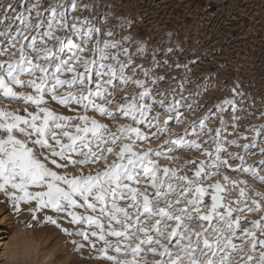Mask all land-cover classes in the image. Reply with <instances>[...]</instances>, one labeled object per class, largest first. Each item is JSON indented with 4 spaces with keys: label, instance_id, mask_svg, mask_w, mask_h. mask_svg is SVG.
Returning a JSON list of instances; mask_svg holds the SVG:
<instances>
[{
    "label": "snow or ice",
    "instance_id": "6c2138e0",
    "mask_svg": "<svg viewBox=\"0 0 264 264\" xmlns=\"http://www.w3.org/2000/svg\"><path fill=\"white\" fill-rule=\"evenodd\" d=\"M3 7L5 11L3 18L0 19V25H4L6 31L0 32V35L8 38L13 48L21 40L27 43H20L16 53L9 57L10 60H14L18 53L20 60L6 64L0 62V92L5 97L22 98L26 103L31 102L38 109L35 113L25 110L26 116L0 109V131L6 133L0 137V192L10 197L17 211H19L21 202L31 204L35 201L36 206L31 209L33 213L50 209L56 213L66 214L70 217V223L83 222L88 229L95 227L98 231L80 229L71 233L67 228L62 231L68 235L82 236L93 249L96 248V244L90 237H95L103 242V247L99 251L105 254L104 258L113 260L116 264H138L135 257L143 251L142 246L147 247L149 253L162 257L155 264H241V261L243 264H264V238H262L264 237V216L250 221L246 216L239 214L233 217L234 212L241 213L245 210L247 213L264 212V204L261 203V200H264V192L255 191L254 195L260 197V200L251 199L246 188L241 187L237 199L226 200L228 185L235 188L239 184H247L246 181H232L228 176L223 177L227 184L217 181L204 186L205 180L220 175L218 171L220 165L231 168L227 160L219 159V154L226 149L218 147L216 150V159L219 160V164H212V167L217 169L216 172L206 173L205 162L200 161L199 168L193 173L194 178L189 179L187 175L178 176V170L168 167L161 169L158 162L151 158L152 155L160 156L159 150L152 148L136 150V141L146 143L150 138L149 133L140 127L119 124L117 131L112 132L107 124L88 115L63 116L47 107H41L42 104L47 103L44 100V94L48 92L62 106L75 103L81 105L85 112L92 109L113 120L117 115H122L136 125L145 124L149 131L153 128L159 131L161 122L166 124L171 119V114L176 111V103L166 106L165 91L167 90L157 93L162 97L159 100L153 95L154 88L164 81L166 76H156L153 69L146 68L143 64H136L130 47H124L125 42L131 45L133 41L131 35L121 40L101 41L98 38L102 31L100 27H97L88 17L73 15L77 11L82 12L92 7L89 4L78 3V0H49L46 8L43 0H36L34 3H29L28 0H12ZM17 7L20 11L15 16H10L9 11L16 12ZM101 19L106 21L107 17L102 16ZM13 25H16L14 32L12 31ZM33 30L35 34H32ZM60 31L65 35L57 36L56 33ZM104 35L113 37L115 33L112 27L105 29ZM29 36H31L30 40ZM94 36L97 37L95 40ZM74 37H78L79 42H76ZM49 40H55L56 43L50 46ZM38 45L43 47H38ZM26 48L36 54L35 62ZM108 49L117 51L109 52ZM86 52L89 55L86 56ZM137 52H146V45L143 42H140ZM121 55L125 59L121 60ZM41 60L49 63L40 64ZM107 60H112L113 63H105L104 61ZM176 66L180 67L179 64ZM50 68L51 72H49ZM93 70H95V83ZM38 72L42 75L37 79L28 81L21 79L24 75L36 77ZM68 72L73 74L71 80L60 78ZM139 75H143L145 79H139ZM65 85L70 88L79 85L83 90L79 93L68 92L64 96H57V89ZM13 86L32 88L35 95L17 93ZM117 88L125 93L121 97L123 102L117 101L114 96ZM134 89H139V91ZM231 91L240 98V105H237L236 99L227 98L216 103L215 106L220 115L215 118L219 119L220 127L215 130L208 129L209 134L215 131V136L211 137L213 140L220 136L221 129L229 123L234 129H238V122L245 117L237 113L246 112L248 116L253 115L248 108L243 107V98L246 93L237 91L236 88ZM128 92L132 95H127ZM97 99L110 101V103L97 104L95 102ZM146 99L150 100L151 104L145 103ZM261 103L264 105V101ZM153 104L158 105L162 111L151 116L150 114L154 111ZM223 104L232 105L233 119L231 122L224 118L221 107ZM112 107L117 109L116 113L109 111ZM212 118V114L209 113L201 119L198 122L201 129L206 127L205 121ZM258 118L264 119V113H261ZM73 121H78V123L74 129H70L69 125ZM248 130L259 137L261 131H264V124L253 125ZM15 132H19L28 139H18ZM242 138L247 139L246 136ZM65 139L68 143L63 142ZM167 143L183 144L184 141L173 139ZM191 143L197 150L201 149L198 142ZM232 144L240 146L236 141H232ZM242 147L247 150L255 145L244 144ZM117 148L119 151L116 150ZM44 149L48 150L47 155L42 151ZM204 154L209 157L213 155L207 150H204ZM73 156H83L84 159L76 160ZM109 156L115 157L111 163H108ZM52 157H58L67 163H58L57 159ZM234 158L244 165V156L234 154ZM165 159L172 160L173 157L165 155ZM100 162L105 164V168L97 170L95 174L91 171L85 174L83 169L79 173L68 171L60 173L48 166L52 164L57 169H67L69 165L75 167L77 164ZM188 163L194 164L195 161ZM260 163L264 165V161ZM231 170L256 175L264 182V176H258L260 170L254 166H242L240 169ZM161 171L166 178L176 177L184 184L183 191L177 197L166 199L164 206L159 205V200L174 191V187L172 184H167V191L161 190L164 187L158 178V173ZM141 180H145L146 183L141 185ZM132 184L138 187H132ZM9 187L14 191L8 192ZM140 187L145 190L141 191ZM149 187L156 191L147 192ZM30 189L34 190L30 191ZM209 189L212 191L210 192ZM17 192L20 194L17 195ZM126 195L130 197L129 202L133 205L131 212L127 208L118 206V201L124 200ZM206 196H210V206L204 204ZM250 199L251 205H249ZM97 204L100 205L99 208ZM181 204L183 206L178 207ZM77 208H86L92 212L98 211L108 220L107 228L100 217L81 215L75 211ZM220 209L224 211L221 212ZM131 213H135V218ZM141 217L144 219L142 220ZM33 219H36L35 215ZM149 219L155 220V223H147ZM214 220L215 224H213ZM169 221L172 223H168ZM242 221L250 226L241 227ZM45 222L59 226L58 218L51 215L45 216ZM204 222H208L211 227L210 231L208 227H205ZM113 224L120 225V229L115 228ZM193 224H198L200 227H191ZM129 229L132 231L129 232ZM238 232L240 236H237ZM257 232L260 236H257ZM108 236L123 239L113 245L107 238ZM133 236L136 237L135 244L123 243L124 240L131 241ZM155 237L168 240L170 244L175 239L176 242L172 246L180 248L181 252L173 253L169 244L162 243L161 239ZM234 237L242 239L244 243L237 245L233 242ZM201 241L203 248L200 247ZM73 243L76 242L73 241ZM245 245L248 246L247 250ZM258 246L260 250L257 256ZM83 247L84 244H79L76 250L79 251ZM109 248H114L116 253L124 255L128 254L127 250H131L133 259L119 261L114 256H107ZM198 251L199 255L196 254ZM233 253L240 255V260H236ZM185 258H187L186 261Z\"/></svg>",
    "mask_w": 264,
    "mask_h": 264
},
{
    "label": "rangeland",
    "instance_id": "374dc122",
    "mask_svg": "<svg viewBox=\"0 0 264 264\" xmlns=\"http://www.w3.org/2000/svg\"><path fill=\"white\" fill-rule=\"evenodd\" d=\"M11 2L12 0H0V19L3 18L5 11L3 5ZM28 2L34 3L36 0H28ZM81 2L92 7L82 12L77 11L73 15L88 17L97 27H100L102 31L98 38L101 41L121 40L128 35L133 37L131 45L125 42L124 47H130L136 64H143L144 67L153 69L156 76H166V79L154 88L153 95L159 100L162 97L157 95V93L167 90L165 91L166 106L176 103V111L171 114V119L166 124L163 121L161 122L159 131L155 128L149 131L145 124L136 125L132 120L122 115H117L113 120L107 116L100 115L99 112L92 109L85 112L81 105L75 103L62 106L48 92L44 94V100L47 103L42 104L41 107H47L56 114L63 116L88 115L101 123L107 124L112 132L117 131V125L119 124H131L133 127H140L143 131L149 133L150 138L146 143L136 141V150L142 151L148 148L159 150L161 155H152L151 158L158 162L161 169L168 167L178 170V176L187 175L189 179L194 178L193 173L199 168L200 161L205 162L206 173L216 172L217 169L212 167V164H219V160L216 159V150L218 147L226 149V151L219 154V159L227 160L231 168L226 165H220L218 168L220 175L205 180L204 186L214 184L217 181L227 184L223 177L228 176L232 181H246L247 184H239L235 188L228 185L226 187V200L237 199L239 188L241 187L246 188L251 199L260 200V197L255 196L254 192H264V182L258 179L256 175H250L244 171H232L231 169H240L242 166H254L260 170L258 176H264V165L260 163V161H264V151H262L264 150V131H261L259 137H256L254 132L248 130L253 125L264 124V119L258 118L261 113H264V105L261 103V101H264V0H78V3ZM43 3L46 8L49 0H43ZM19 11L20 9L17 7L16 12L9 11L8 14L15 16ZM45 15L47 16V13ZM102 16L107 17V20L101 19ZM16 23L18 24V22ZM33 23H35V19H33ZM1 27L5 29L4 25H1ZM108 27H112L115 33L113 37L104 35V30ZM15 30L16 25H13L12 31L14 32ZM5 31L3 30V32ZM32 34H35L34 30ZM56 35L64 36L65 33L60 31ZM96 38L95 36L93 37L94 40ZM30 39L31 36H29ZM73 39L79 42L78 37ZM140 42L146 45V52H137ZM20 43L27 42L21 40L13 48L10 46L9 39L5 37V48L0 57V62L6 64L20 60L21 57L18 53L15 55L14 60L9 59L13 53H16ZM55 43V40L48 41L50 46ZM38 47L43 46L38 45ZM101 47H103V44H101ZM26 51L35 62L36 54L27 48ZM107 51L116 52L117 50L108 49ZM85 55L87 56L89 53L86 52ZM120 59L123 60L125 57L121 55ZM104 62L113 63L112 60ZM39 63L47 64L49 62L41 60ZM177 64L180 67H177ZM79 70L82 71V69ZM51 71L52 69L50 68L49 72ZM129 74H131L130 71ZM41 75L38 72L36 77L24 75L21 79L28 81L37 79ZM60 78L71 80L73 74L68 72ZM138 78L145 79L143 75H139ZM93 81L95 83V70H93ZM94 83L92 85L93 88ZM13 87L17 93L35 95V91L32 88ZM233 88L246 93L243 98V107L248 108L253 115L248 116L246 112L237 113L245 117V119L238 122V129H234L229 123L221 129L220 136L213 140L211 137L215 136V131L209 134L208 129L215 130L220 127L219 119L215 118L220 115L215 106L216 103L227 98L236 99L237 105H240V98L236 97L231 91ZM82 90L79 85L71 88L65 85L57 89L56 95L64 96L68 92L79 93ZM134 90L139 91V89ZM124 95L125 93L119 88L114 93L116 100L120 102H123L121 97ZM127 95L131 96L132 93L128 92ZM95 102L97 104L110 103V101L100 99ZM145 103L151 104V101L146 99ZM253 104L254 107H252ZM221 107L224 118L231 122L233 119L232 105L223 104ZM152 108L154 111L150 114L151 116H154L156 112L162 111L158 105L153 104ZM0 109L12 111L22 116H26L27 112L35 113L38 111L35 104L26 103L22 98L5 97L2 92H0ZM109 111L116 113L117 109L112 107L109 108ZM209 113L212 114L213 118L206 120V127L201 129L198 122ZM165 119L167 120V117ZM77 123L78 121H73L69 128L74 129ZM14 134L18 139H28V137L21 135L19 132ZM4 135L6 133L0 131V137ZM157 136L159 138H156ZM245 136L247 139L242 138ZM173 139H182L184 143H167V141ZM193 141L201 145L200 150H197L192 145L191 142ZM232 141H236L240 146L233 145ZM63 142L68 143L67 139ZM50 143L54 144L53 141H50ZM244 144L255 145V147H250L246 150L242 147ZM116 150L119 151V148ZM204 150L212 152L213 155L211 157L206 156ZM42 151L44 154H48L47 149ZM234 154L244 156V165H241L240 160L234 158ZM105 155L108 154L105 153ZM165 155L171 156L173 159H165ZM52 158L57 159L58 163H67V161L60 160L58 157ZM73 159L82 160L84 157L73 156ZM113 159H115L114 156H109L108 163H111ZM189 161H195V163H188ZM48 166L60 173L64 171L79 173L83 169L85 174L89 171L95 174L97 170L105 168L103 162L86 165L77 164L75 167L69 165L67 169H57L52 164ZM158 178L164 184L162 191H167V184H172L174 187V191L159 200V205L164 206L166 199L177 197L183 191L184 184L176 177L169 176L166 178L162 171L158 173ZM145 183V180L140 181L141 185ZM131 186L138 187L135 184ZM10 189L9 187L8 191ZM32 190L34 189H30V191ZM140 190L144 191L145 189L140 187ZM155 191L154 188H147L149 193H154ZM209 191L211 192L212 190L209 189ZM17 194L19 195L20 193L17 192ZM5 198L4 193L0 192V228L8 221H12L14 230L6 234L8 236L6 240L4 239L8 242L6 249L5 245H0V253H5L7 256H2L0 264H116L115 261L104 258L105 254L99 251L103 247V242L98 241L95 237H90L96 244V248L93 249L82 236L68 235L62 231L64 228H67L71 233H75L80 229L98 231L95 227L88 229V226L83 222L80 224L70 223V217L66 216V214L56 213L50 209L33 213L31 209L35 208V201L31 204L21 202L19 211H17L16 205L12 202H10L11 204L6 202L5 205ZM181 199L183 200V198ZM251 199L249 200V205H251ZM129 201L130 197L126 195L124 200L118 201V206L127 208L131 212L133 205ZM92 202L95 201L92 200ZM80 203H83V201H80ZM261 203L264 204V200H261ZM204 204L210 206V196L204 198ZM182 206L183 204L178 207ZM99 207L100 205L97 204V208ZM75 211L81 215L100 217L107 228L108 220L101 216L98 211L92 212L91 210H86V208H77ZM220 211L223 212L224 209H220ZM131 214L135 218V213ZM237 214L246 216L249 221L260 219L261 216H264V212L247 213V210H245V212L241 213L234 212L233 217ZM33 215L36 216V219H33ZM46 215L58 218L59 226L45 222ZM141 219L143 220L144 217H141ZM147 223L154 224L155 220L149 219ZM168 223L172 222L169 221ZM213 224H215V220ZM204 225L209 228V231L211 230L208 222H204ZM113 226L118 230L121 227L118 224H113ZM249 226L247 222H241V227ZM191 227L199 228L200 225L193 224ZM128 231L131 232L132 229ZM237 236H240L239 232ZM257 236H260L259 232H257ZM107 238L113 245L123 239L112 236ZM155 238L161 239L162 243L169 244L173 253L181 252L180 248L172 246L176 242L175 239L170 244L168 240H164L161 237ZM210 239H214V237H210ZM16 240H18V244ZM73 241L76 243L74 244ZM193 241H195V237H193ZM233 242L237 245L244 243L242 239H236L235 237ZM123 243L135 244L136 237L133 236L131 241L124 240ZM79 244H84V247L77 251L76 248ZM16 246L15 253L13 250H15ZM200 247L203 248L202 241ZM247 247L245 245L246 250ZM142 248L143 251L135 257L138 264H145V261H147V264H155L156 261L162 259L160 255L149 253L147 247L142 246ZM259 250L258 246L257 256ZM127 253V255L118 254L114 248H109L107 256H114L119 261L133 259L131 250H127ZM196 254L199 255V251ZM232 255L236 260H240V255L237 253ZM164 259H167V257H164ZM186 260L187 258H185ZM241 264H243V261H241Z\"/></svg>",
    "mask_w": 264,
    "mask_h": 264
},
{
    "label": "bare ground",
    "instance_id": "6f19581e",
    "mask_svg": "<svg viewBox=\"0 0 264 264\" xmlns=\"http://www.w3.org/2000/svg\"><path fill=\"white\" fill-rule=\"evenodd\" d=\"M9 63V62H8ZM10 190H12V189H10ZM10 190L8 191V192H10ZM13 191V190H12ZM4 193V192H3ZM4 195L6 196V198H5V205H6V202H11V199H10V197L8 196V195H6L5 193H4ZM18 195V194H17ZM11 204V203H10ZM14 230V224L12 223V221H8L6 224H4V225H2V227L0 228V245L1 246H4L5 247V249H6V247H7V245H8V242H6L5 240L8 238V236L6 235L8 232H11V231H13ZM5 239V240H4ZM16 242H17V244H18V240H16ZM16 244V243H15ZM14 244V245H15ZM13 249V248H12ZM16 249H17V246L15 247V250H13V251H15V253H16ZM13 253V252H12ZM2 256H6L5 255V253H0V260H2L1 258H2ZM7 257V256H6Z\"/></svg>",
    "mask_w": 264,
    "mask_h": 264
}]
</instances>
